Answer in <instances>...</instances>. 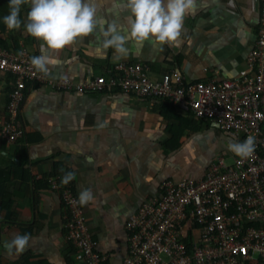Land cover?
Listing matches in <instances>:
<instances>
[{"label": "crops", "instance_id": "crops-1", "mask_svg": "<svg viewBox=\"0 0 264 264\" xmlns=\"http://www.w3.org/2000/svg\"><path fill=\"white\" fill-rule=\"evenodd\" d=\"M115 2L97 0L98 14L126 28V13L114 7ZM257 3L198 0L197 12L185 18L180 47L161 50L152 42L139 48L129 43L127 56L119 60L113 49L101 47L98 33L79 39L56 54L61 63L51 66L48 76L81 82L105 75L117 63L140 61L157 76L178 70L187 81L217 74L234 77L255 42ZM7 33H0V39L10 46L41 54L39 42L23 25ZM11 89V78L0 75V118ZM177 113L189 123L182 131L176 129L181 121L159 113L158 105L118 91L28 89L20 116L24 137L15 144L0 137V264H85L74 260L65 240L67 212L60 198L64 188L77 199L83 189L92 190L94 201L81 206L89 233L99 252L108 256L106 264H122L125 253L116 248L125 250L128 216L156 195L164 181L203 176L213 160L209 157L204 166L197 162L196 143L203 139L202 145L211 146L214 138L203 128H219ZM190 166L195 168L188 170ZM66 172L75 173V179L62 185ZM56 180L58 189L53 190L50 182ZM24 234L31 237L27 250L7 255L4 243Z\"/></svg>", "mask_w": 264, "mask_h": 264}, {"label": "built area", "instance_id": "built-area-1", "mask_svg": "<svg viewBox=\"0 0 264 264\" xmlns=\"http://www.w3.org/2000/svg\"><path fill=\"white\" fill-rule=\"evenodd\" d=\"M257 5L254 45L231 78L217 74L187 81L178 70L157 76L139 61L120 62L103 76L74 82L38 73L30 63L33 55L22 46H0V75L12 80L0 118V137L8 144L24 137L20 116L26 91L34 86L77 93L115 89L151 105L171 102L181 115L217 125L230 142L255 137L250 158L227 149L203 176L164 181L125 221V250L116 248L125 253L122 264H264V0ZM50 186L57 190L58 181ZM60 198L74 260L106 264L108 256L92 239L77 197L64 188Z\"/></svg>", "mask_w": 264, "mask_h": 264}, {"label": "clouds", "instance_id": "clouds-1", "mask_svg": "<svg viewBox=\"0 0 264 264\" xmlns=\"http://www.w3.org/2000/svg\"><path fill=\"white\" fill-rule=\"evenodd\" d=\"M8 7L9 14L3 17L4 25L13 31L21 29L23 23L27 35L40 44L41 54L31 58V66L47 76L51 66L61 63L57 53L73 46L79 39L97 33L101 47L113 49L117 60L127 56L129 43L139 48L152 42L161 50L164 46L180 47L185 18L197 12L198 0H116L114 7L126 13V28L99 15L97 0H9ZM23 7L28 11L26 20L22 22L20 14ZM227 148L242 160L247 159L255 152L256 140L249 135L243 142H229ZM91 162L88 158V163ZM74 179L75 173L66 172L61 184L67 185ZM93 201L91 189L80 192V206ZM30 239V234H24L5 242L7 255L22 254L27 250Z\"/></svg>", "mask_w": 264, "mask_h": 264}, {"label": "trees", "instance_id": "trees-1", "mask_svg": "<svg viewBox=\"0 0 264 264\" xmlns=\"http://www.w3.org/2000/svg\"><path fill=\"white\" fill-rule=\"evenodd\" d=\"M8 4H9V0H0V33L5 34V35H8L7 31L9 30L6 28V26L3 23V17L9 14ZM27 11H28L27 7H23L21 10L20 16H21L22 22L26 20L25 17H26ZM0 46H9V43L6 40L0 39ZM115 91H118V90L113 89L112 91H103L102 93L115 92ZM156 105H158L159 113L163 115H168L169 117H172V118H177L181 121V125L176 128L178 131H182L185 126H188L189 123L187 119L178 115L177 108L171 102L159 103ZM173 128H169V129L173 131L172 130ZM174 132H173L174 138L177 139L178 138L177 133H174Z\"/></svg>", "mask_w": 264, "mask_h": 264}, {"label": "rangeland", "instance_id": "rangeland-1", "mask_svg": "<svg viewBox=\"0 0 264 264\" xmlns=\"http://www.w3.org/2000/svg\"><path fill=\"white\" fill-rule=\"evenodd\" d=\"M205 134H209L210 137L214 138V143L212 141V145L213 147L209 146L206 147V145H202L201 143H205V141L202 140H198V142L196 143V155H197V162H203L202 166L206 165V163L208 162V160H210L209 157H212V161H210L209 164H211V162H213L215 160V158L220 154V150L221 151H227V145L230 142L228 139V135L225 132L220 131L219 129H215L212 126L209 127V129L206 130V128H203ZM202 136V135H201ZM205 137V136H204ZM170 145V144H169ZM172 147V145H171ZM218 152V153H217ZM216 155V156H215ZM191 168H188V170H193V168H195L194 166H190Z\"/></svg>", "mask_w": 264, "mask_h": 264}, {"label": "water", "instance_id": "water-1", "mask_svg": "<svg viewBox=\"0 0 264 264\" xmlns=\"http://www.w3.org/2000/svg\"><path fill=\"white\" fill-rule=\"evenodd\" d=\"M216 127H218V126L216 125Z\"/></svg>", "mask_w": 264, "mask_h": 264}]
</instances>
